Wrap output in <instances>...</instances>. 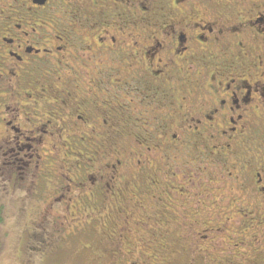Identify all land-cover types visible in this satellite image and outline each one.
Here are the masks:
<instances>
[{
  "label": "flooded vegetation",
  "instance_id": "1",
  "mask_svg": "<svg viewBox=\"0 0 264 264\" xmlns=\"http://www.w3.org/2000/svg\"><path fill=\"white\" fill-rule=\"evenodd\" d=\"M204 7L212 8L209 14ZM258 35L264 39V0H0V141L33 146L29 136L18 142L23 131L33 133L17 123L20 112L39 115V127L37 120L32 125L40 135L51 128L103 139L114 132L108 123L114 108L101 99L117 87L124 102L131 95L134 108L160 117L157 126L151 123L160 138L144 148L151 165L155 148L172 150L180 142L197 156L222 158L245 135L251 148L238 158L234 180L257 202L253 217L264 209V43L253 40ZM55 82L60 88L51 91ZM46 109L48 117L40 114ZM255 130L262 147L251 144ZM5 134L12 138L2 139ZM151 165V175L160 171ZM9 173L17 179L13 167ZM101 173L92 169L84 178L95 184L96 176L104 180ZM260 215L255 222H262Z\"/></svg>",
  "mask_w": 264,
  "mask_h": 264
},
{
  "label": "rangeland",
  "instance_id": "2",
  "mask_svg": "<svg viewBox=\"0 0 264 264\" xmlns=\"http://www.w3.org/2000/svg\"><path fill=\"white\" fill-rule=\"evenodd\" d=\"M262 37L253 40L260 45ZM123 92L108 88L101 99L114 108L108 122L114 132L103 139L51 128L40 135L32 125L37 120L39 127V115L20 112L17 123L33 133L23 131L18 142L29 136L33 146L0 141V264H264V209L252 217L257 202L234 180V166L250 147L245 135L222 158L197 156L180 142L172 150L155 148L160 171L151 175L153 156L144 148L160 138L151 125L160 117L134 108L131 95L124 102ZM46 110L40 114L48 117ZM254 132L251 144L262 147ZM117 161L122 165L112 170ZM92 169L102 170L104 180L87 181ZM260 213L262 222H255Z\"/></svg>",
  "mask_w": 264,
  "mask_h": 264
},
{
  "label": "trees",
  "instance_id": "3",
  "mask_svg": "<svg viewBox=\"0 0 264 264\" xmlns=\"http://www.w3.org/2000/svg\"><path fill=\"white\" fill-rule=\"evenodd\" d=\"M168 246L170 247L169 243L165 241V247L168 248ZM165 253H167V251Z\"/></svg>",
  "mask_w": 264,
  "mask_h": 264
}]
</instances>
